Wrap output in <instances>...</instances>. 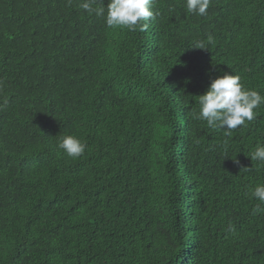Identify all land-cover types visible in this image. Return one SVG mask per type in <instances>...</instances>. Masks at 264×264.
<instances>
[{
	"label": "trees",
	"instance_id": "1",
	"mask_svg": "<svg viewBox=\"0 0 264 264\" xmlns=\"http://www.w3.org/2000/svg\"><path fill=\"white\" fill-rule=\"evenodd\" d=\"M81 2L0 0V264H264V105L228 137L194 116L225 73L264 96V0H153L135 32Z\"/></svg>",
	"mask_w": 264,
	"mask_h": 264
},
{
	"label": "clouds",
	"instance_id": "2",
	"mask_svg": "<svg viewBox=\"0 0 264 264\" xmlns=\"http://www.w3.org/2000/svg\"><path fill=\"white\" fill-rule=\"evenodd\" d=\"M72 0H68L69 5ZM97 0H82L80 7L96 16L105 14V6L93 7ZM211 4V0H185L188 13L205 15ZM105 23L109 28H127L135 32L138 29L145 31L148 24L145 21L154 19L157 15L153 11V0H109L107 3ZM208 44H212L213 37L208 36ZM192 48L207 49L203 42H196ZM199 112L194 113L198 120L206 121L208 127L220 129L225 136H231L232 130L238 127H246L247 122L253 121L257 112L256 109L264 105V96L258 91L246 89L241 83L238 75L225 73L210 82L207 91L197 96ZM58 147L71 158L82 156L86 149V143L82 139L73 136H63ZM251 161H257V167L264 166V144H259L249 156ZM251 171V168H243ZM250 198L259 201L253 209V215L264 214V183L254 186L250 192ZM233 230L231 223L229 231Z\"/></svg>",
	"mask_w": 264,
	"mask_h": 264
}]
</instances>
